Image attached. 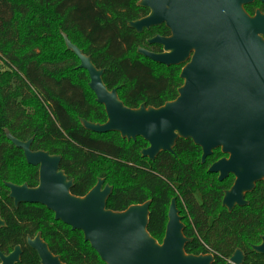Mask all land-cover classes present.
I'll list each match as a JSON object with an SVG mask.
<instances>
[{
	"label": "trees",
	"instance_id": "16d2710c",
	"mask_svg": "<svg viewBox=\"0 0 264 264\" xmlns=\"http://www.w3.org/2000/svg\"><path fill=\"white\" fill-rule=\"evenodd\" d=\"M138 1L0 0V212L6 224L0 232L1 250L19 245L21 264H39L25 239L40 233L65 264H104L81 232L54 221L44 207L13 208L4 184L35 187L38 176L6 139L8 130L20 141L33 138V151L61 156V169L73 180L74 196L83 197L103 179L112 187L106 207L111 211L151 201L147 230L157 242L164 237L168 208L176 199L184 235L192 239L185 247L187 254H212L213 264H226L240 250L243 264H264V255L252 250L264 235V184L246 196L248 206L228 213L221 200L233 178L218 182L207 172L222 158L219 150L202 165L201 150L190 140L179 139L173 154L162 153L150 162L141 157L147 147L144 140L93 134L80 123L83 119L103 124L106 115L62 35L104 70V84L108 90L117 88L125 107L158 108L177 97L182 67L158 65L137 54L139 47L157 51L159 47L146 40L169 35L164 26L142 34L128 28L129 22L147 15L136 6ZM11 161L27 168L23 178L9 172Z\"/></svg>",
	"mask_w": 264,
	"mask_h": 264
},
{
	"label": "water",
	"instance_id": "95a60500",
	"mask_svg": "<svg viewBox=\"0 0 264 264\" xmlns=\"http://www.w3.org/2000/svg\"><path fill=\"white\" fill-rule=\"evenodd\" d=\"M139 7L149 10L143 19L129 22L128 28L143 30L164 26L168 37L147 41L158 45L161 53L138 48L137 54L165 67H182V85L177 97L158 108L142 104L137 109L124 106L117 88L108 90L104 70L97 69L89 56L62 35L66 50L79 62L89 78L88 87L97 104L103 106L106 122L81 119L87 132L118 134L121 139L144 140L141 157L153 162L160 154H173L179 139L190 140L201 150L205 165L213 152L226 156L212 163L207 172L218 182L230 175L234 182L224 192L222 207L229 213L246 207V195L264 182V33L263 19H250L237 0H141ZM6 139L21 150L29 166L38 167V186L5 183L9 199L20 204L40 205L72 231L81 232L85 243L104 264H213L212 254H187L192 239L184 235V224L172 199L161 243L148 233L151 201L129 206L122 212L107 209L112 187L103 179L83 197L70 193L73 182L60 170L61 157L32 151L33 138L20 141L5 131ZM5 224L0 219V228ZM40 264H65L52 254L38 234L27 239ZM252 250L264 255V235ZM20 248L0 264H19ZM244 255L236 250L226 264H243Z\"/></svg>",
	"mask_w": 264,
	"mask_h": 264
},
{
	"label": "flooded vegetation",
	"instance_id": "af4514ba",
	"mask_svg": "<svg viewBox=\"0 0 264 264\" xmlns=\"http://www.w3.org/2000/svg\"><path fill=\"white\" fill-rule=\"evenodd\" d=\"M141 0H139L138 2H136V6L138 7V8H141V9H144V10H147V15L146 16H148L149 15V10L148 9H145V8H142V7H139L138 6V3L140 2ZM237 1H240L241 2V7H242V9H243V11L246 13V15L250 18V19H256V18H259V19H263V17H264V0H237ZM146 16H144V17H142V18H140V19H143V18H145ZM140 19H138V20H140ZM135 21H137V20H135ZM163 26V25H162ZM162 26H159V27H162ZM155 28H158V27H153V28H150L149 30H143L142 31V33L143 32H145V31H150V30H152V29H155ZM169 32V31H168ZM142 33H140V34H142ZM138 34V33H137ZM169 35H170V33H169ZM169 35H167V36H163V37H168ZM157 36V35H156ZM158 36H160V35H158ZM260 36L262 37V39L264 40V33H262V34H260ZM155 37V36H154ZM153 38V37H152ZM151 39V38H150ZM149 40V39H148ZM148 40H146V43H147V41ZM147 45H149L148 43H147ZM149 46H158V45H149ZM159 47V49L157 50V51H150V50H148V49H146V50H148V51H150V52H153V53H161L162 52V48L160 47V46H158ZM140 48V47H139ZM142 49H145V48H142ZM142 57V56H141ZM119 98V97H118ZM96 100V99H95ZM99 105V104H98ZM101 106V105H100ZM103 107V106H102ZM104 109V108H103ZM105 112V111H104ZM106 115V114H105ZM33 144V143H32ZM12 145V144H11ZM13 146V145H12ZM14 147V146H13ZM15 148V147H14ZM31 150H32V145H31ZM19 151H21V150H19ZM33 151V150H32ZM37 151H41V150H37ZM220 151V150H219ZM34 152H36V151H34ZM43 152H45V151H43ZM21 153H22V151H21ZM48 153V152H47ZM221 153V152H220ZM49 154V153H48ZM22 155H23V153H22ZM50 155V154H49ZM57 156H59V155H57ZM61 157V156H60ZM224 157H226V156H222V158H224ZM23 158H24V156H23ZM221 158V159H222ZM25 160V159H24ZM61 160H62V158H61ZM220 160V159H219ZM218 161V160H217ZM26 162V161H25ZM27 164V163H26ZM28 165V164H27ZM32 168H36L37 169V176H38V167H33V166H31ZM60 170L61 171H63L62 169H61V163H60ZM64 172V171H63ZM64 174H65V172H64ZM66 175V174H65ZM67 176V175H66ZM217 176V175H216ZM230 177H232L233 178V176H229L228 178H230ZM67 178H68V180H71L72 182H73V180L72 179H70L68 176H67ZM228 178H226V179H228ZM225 179V180H226ZM218 181V180H217ZM223 182V181H222ZM233 182H234V178H233ZM264 184V182H260V183H257L256 184V186L258 185V184ZM10 184H12V183H10ZM14 185H17V184H14ZM22 185H27V184H20V185H17V186H22ZM232 185H233V183H232ZM5 186V185H4ZM28 186V185H27ZM38 186V177H37V185L35 186V187H37ZM29 187V186H28ZM35 187H29V188H35ZM6 188V187H5ZM72 188H73V186H72ZM71 188V189H72ZM231 188V187H230ZM229 188V189H230ZM256 188V187H255ZM7 189V188H6ZM228 189V190H229ZM255 190V189H254ZM7 191H8V194H7V198L9 199V197H8V195H9V190L7 189ZM227 191V190H226ZM225 192V191H224ZM254 192V191H253ZM70 193H71V190H70ZM88 193V192H87ZM251 194V193H250ZM223 195H224V193H223ZM249 195V194H248ZM247 196V195H246ZM223 198V197H222ZM11 202H12V204H13V208L15 209V210H17L20 206H22V205H28V204H20V205H18V207H15L14 206V203H13V201L11 200V199H9ZM245 200H246V197H245ZM221 203H222V200H221ZM32 206V205H31ZM38 206H40V205H38ZM41 207H43V206H41ZM221 207H222V205H221ZM45 208V207H44ZM223 208V207H222ZM236 208H239V207H236ZM46 209V208H45ZM225 209V208H224ZM235 209V208H234ZM233 209V210H234ZM227 211V210H226ZM228 212V211H227ZM229 213V212H228ZM231 213V212H230ZM181 216V215H180ZM0 219H1V221L5 224V222H4V220L1 218V212H0ZM183 221V220H182ZM6 228V224H5V226L4 227H2V228H0V232L3 230V229H5ZM184 229H185V227H184ZM38 234H40V233H37L34 237H29V236H27L26 237V239H25V247H27L30 251H32V252H34L35 254H36V252L35 251H33L31 248H29V246L27 245V239L28 238H30V239H34ZM40 236H41V234H40ZM41 239H42V236H41ZM43 240V239H42ZM44 241V240H43ZM45 242V241H44ZM261 242V241H260ZM46 243V242H45ZM47 244V243H46ZM17 247H19L20 248V251H21V254H20V263L19 264H21V260H22V256H23V248L21 247V246H19V245H16V246H13L10 250H1V245H0V254H2L3 256H5V257H7V256H9L13 251H14V249L15 248H17ZM50 250V249H49ZM36 256H37V258H38V255L36 254ZM38 260H39V258H38ZM0 263H1V261H0ZM39 264H40V261H39Z\"/></svg>",
	"mask_w": 264,
	"mask_h": 264
},
{
	"label": "rangeland",
	"instance_id": "374dc122",
	"mask_svg": "<svg viewBox=\"0 0 264 264\" xmlns=\"http://www.w3.org/2000/svg\"><path fill=\"white\" fill-rule=\"evenodd\" d=\"M76 61V59H75ZM78 62V61H76ZM2 70V67H1ZM76 74H73V76ZM9 166V172L12 173L16 179L23 178L27 168L21 162L11 161ZM181 210V209H180ZM183 215V214H182Z\"/></svg>",
	"mask_w": 264,
	"mask_h": 264
}]
</instances>
